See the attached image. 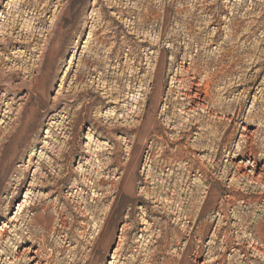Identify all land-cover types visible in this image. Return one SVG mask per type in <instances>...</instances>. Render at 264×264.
<instances>
[{
	"label": "rangeland",
	"instance_id": "374dc122",
	"mask_svg": "<svg viewBox=\"0 0 264 264\" xmlns=\"http://www.w3.org/2000/svg\"><path fill=\"white\" fill-rule=\"evenodd\" d=\"M263 4L0 0V153L20 113L23 126L34 127L31 145L6 157L13 163L0 184V229L27 196L29 203L46 195L54 223L47 231L59 225L53 205L66 217L65 239L39 234L51 264H264V184L249 183L237 166L251 171L253 157L264 166ZM200 80L202 95L210 82L212 102L186 117L181 111L193 104L181 94ZM21 171L25 181L13 190ZM41 176L53 187L41 189ZM180 193L195 218L190 233L170 213ZM79 203L95 214L84 218ZM126 221L134 228L123 234ZM8 232L0 264H28ZM120 235L125 251L117 258Z\"/></svg>",
	"mask_w": 264,
	"mask_h": 264
},
{
	"label": "bare ground",
	"instance_id": "6f19581e",
	"mask_svg": "<svg viewBox=\"0 0 264 264\" xmlns=\"http://www.w3.org/2000/svg\"><path fill=\"white\" fill-rule=\"evenodd\" d=\"M264 5V4H263ZM250 10V9H249ZM139 13V12H138ZM137 13V14H138ZM260 15V14H259ZM133 24V23H132ZM135 27V26H134ZM138 27V26H137ZM135 29H137V28H135ZM133 30V29H132ZM131 33H129L130 35L131 34H136V35H138L139 33H138V31H130ZM67 36L68 35H65V36H63V40L64 41H66V39H67ZM161 38V37H160ZM156 45H159V39L157 38L156 40ZM170 46V45H169ZM131 50V49H130ZM175 51V50H174ZM58 53H60V51L58 52ZM151 53V52H150ZM126 55V54H125ZM138 56V55H137ZM171 59V58H170ZM174 59V58H173ZM173 62V61H172ZM194 62V61H193ZM183 63V62H182ZM252 63V62H251ZM255 63V62H254ZM177 64V63H176ZM180 64V63H179ZM178 64V65H179ZM190 64V63H189ZM181 65V64H180ZM191 66V65H190ZM189 71V69H186L185 68V71ZM195 75V74H194ZM216 75V74H215ZM186 76H187V73H186ZM203 77V76H202ZM186 78V77H185ZM188 78V77H187ZM205 78V77H204ZM203 78V79H204ZM173 79V81H171V84L173 85L174 83H175V80H176V78H172ZM202 79V78H201ZM207 79V78H206ZM178 80V79H177ZM184 80V79H183ZM201 81V80H200ZM204 81V80H203ZM203 81H201V82H197V84H195V83H193L192 81H189L190 83V86L188 87V93H184L183 94V92H182V96H184V98L182 99V100H185V99H187V100H189V102H191L192 104H193V106L191 107V109H189L188 107V109L186 110V111H181L182 112V114H185L186 115V117H189V116H191V115H189L190 113H194V112H196V111H199V110H201V112H203V113H205V111L206 110H208L209 109V102H212L211 101V99H210V97H211V94H210V82L208 81V82H205V85H204V95H202L201 94V84H202V82ZM181 82H183V81H181ZM185 84V83H184ZM204 84V83H203ZM181 85V83L179 84V86ZM187 85V84H186ZM185 85V86H186ZM216 85V84H215ZM171 86V85H170ZM176 86V85H175ZM178 86V85H177ZM182 86V85H181ZM141 87V86H140ZM139 87V88H140ZM183 87V86H182ZM136 88V87H135ZM176 88V87H175ZM178 88V87H177ZM186 88V87H185ZM138 89V88H137ZM201 89V90H200ZM172 90H173V88H172ZM184 90V89H183ZM171 91V90H170ZM176 91V90H175ZM180 91V90H179ZM212 92V91H211ZM176 94V93H175ZM179 94V93H178ZM178 94H177V96H178ZM128 94H126V97H130L131 98V100H137V97H136V95L133 93H129V96H127ZM171 95V94H170ZM181 95H180V97H181ZM213 95V94H212ZM105 96H106V94H105ZM109 97V96H108ZM175 97H176V95H175ZM179 97V96H178ZM213 97H214V95H213ZM217 97V96H216ZM110 98V97H109ZM167 99H168V97H167ZM179 99V98H178ZM111 100V99H110ZM114 100V99H113ZM115 100H117V99H115ZM219 100V99H218ZM112 101V100H111ZM171 101V100H170ZM173 101H175L176 102V99L174 100L173 99ZM178 101V100H177ZM220 101V100H219ZM116 102V101H115ZM218 102V101H217ZM177 104V103H176ZM183 104V103H182ZM187 104V103H186ZM212 105V104H211ZM217 106V105H216ZM175 107V106H174ZM163 109V108H162ZM168 110V109H167ZM183 110H184V108H183ZM165 111V110H164ZM177 111V110H176ZM132 112V111H131ZM210 112H212V110L210 109ZM134 113V112H133ZM181 114V113H180ZM214 114V113H213ZM189 115V116H188ZM198 116V115H197ZM24 118V116H23V114L22 113H20L19 115H18V117H17V119H16V122H18L16 125H12L13 127H12V129L10 130L9 129V134H8V140L7 141H5V145H4V149H2L3 150V152H1L0 154V166H3L4 168V170L3 171H1V173H0V184H1V182H2V179L4 178V176L11 170V165H12V163H13V160L12 159H7L6 157L8 156V153H9V151L10 150H13V152H15V153H17L18 151V147L19 146H25V147H27V146H30L31 145V140H30V137H31V135H32V132L34 131V127H33V125L32 124H29V125H27V126H23V119ZM15 122V123H16ZM111 133V132H110ZM241 136H242V139H245V138H247V137H249L248 139H251V137H252V134H250V136L249 135H244V134H241ZM118 139H120V138H118ZM203 139H205V138H203ZM201 140V139H200ZM207 140H209V139H207ZM252 140V139H251ZM210 141V140H209ZM2 142V141H1ZM204 142H205V140H204ZM105 142H103L102 144H99V145H101V146H103L104 147V145H106V143L104 144ZM3 145V144H2ZM1 145V146H2ZM108 145V144H107ZM105 148V147H104ZM104 148H102V149H104ZM250 149V148H249ZM1 150V151H2ZM96 150H98V149H96ZM100 152V151H99ZM147 152V151H146ZM21 153V152H20ZM145 163H151L152 162V155H151V153H150V151L149 152H147V154H146V156H145ZM250 160V158H248V161ZM240 163H242L241 161L239 162V164L237 165V166H239L240 168H243L244 169V172L242 173V175L244 176V178H245V180L246 179H248V182L249 183H251V184H264V166H262V168H258L257 167V161H256V159L253 157V159H252V167H251V171H249L248 172V168H249V166L248 165H240ZM248 163V162H247ZM152 165V164H151ZM189 166V165H188ZM43 167V166H42ZM131 161H130V159H129V171H131ZM172 167V166H171ZM182 167V166H181ZM184 167V166H183ZM187 168V170H188V167H186ZM186 168H183L184 170L186 169ZM163 169V168H162ZM171 169V168H170ZM179 170V169H178ZM180 171V170H179ZM61 172V171H60ZM184 172V171H183ZM187 172H189V171H187ZM182 173V172H181ZM184 174H186V173H184ZM23 175V176H22ZM135 175V176H134ZM183 175V174H182ZM189 175V174H188ZM187 175V176H188ZM60 176V174H58L57 175V178ZM136 172L133 170L132 171V177H134V178H136ZM183 177V176H182ZM40 179L37 181V184L41 187V189H47V188H52L53 186L50 184V183H48V180H47V178H48V176H46V178L45 177H39ZM60 179V178H59ZM133 179V178H132ZM185 180V179H184ZM24 181H25V176H24V174H22V171L18 174V176H17V178H16V182L17 183H15L16 184V186L13 188V190H16V189H20L21 188V186H22V184L24 183ZM57 181V180H56ZM54 182L53 184H54V187H55V192H57V193H59L60 192V188L59 187H56V185H57V182ZM132 181V180H131ZM181 181V180H180ZM185 181H187V180H185ZM60 182V181H59ZM132 183V182H131ZM184 184V183H183ZM187 185V184H186ZM98 186V185H97ZM185 186V185H184ZM193 186V185H192ZM244 187V186H243ZM206 190L208 189L207 187L205 188ZM229 189V188H228ZM181 190H183V189H181ZM180 190V191H181ZM185 190V189H184ZM20 191V190H19ZM19 191L18 192H15L14 194H12L11 196H10V200L12 201V200H14V198L18 195V193H19ZM147 192H149L148 190H147V188H144V193L146 194V196L148 195V193ZM187 191L185 190V191H183L182 193L184 194V193H186ZM167 193V192H166ZM172 194V193H171ZM205 194H206V192H205ZM100 195H101V193H100ZM104 195V194H103ZM102 195V196H103ZM190 195L192 196V193L190 192ZM105 196V195H104ZM103 196V197H104ZM153 196V195H152ZM152 196H150V197H152ZM178 196V195H177ZM182 195H181V193L179 194V196H178V202H179V204H178V207L177 208H174L170 213L171 214H177V218H175V220L176 221H178V222H176V223H178V226L180 225V224H182V222L185 220L186 221V223L185 224H188L187 226H186V230H185V232H189L190 233V231H192L193 230V228H194V226H193V224H194V221H195V218H194V220H192V218H193V214H192V212H189V211H186V209H185V201H186V199L185 198H182L181 197ZM204 197V196H203ZM27 199L29 198V196H27L26 197ZM93 198H95V199H98L99 198V193L96 191V190H93ZM102 198V197H101ZM188 198V197H187ZM27 199H25L24 201H22V204H19L18 205V207H17V213L15 214V216L13 217V219H10V222H9V224H5V228H2V229H0V243H1V241H2V239H3V235L5 234V233H7V230H9V232H8V235H9V238L8 239H6L7 240V242H9V241H12V240H15L17 243H20V247H22L23 248V252L22 253H16V256L18 255V254H24L25 256H27V255H29V259H27L28 260V264H51V262L49 261V258L51 257V248L50 249H48V247H47V241H46V239H45V237H39V234H41V233H47V232H53V233H56V234H58V235H60L61 234V229H65V225H66V223H65V216H63V212L65 211V209H63V206L61 207V209H59V208H57V206H55V205H53L54 207H55V210H56V213H57V216L59 217V219L57 220L58 221V223H59V225H57V228L56 227H50L51 228V231H47V228L50 226V225H52V224H54V223H52L53 221H52V216H53V214H51V212H49V206H50V204L47 202V199H48V196H46V195H41L40 197H38V199L37 200H35L34 202H29V203H27ZM166 199V198H165ZM168 199V198H167ZM230 199H234V198H230ZM221 200V199H220ZM93 201V200H92ZM172 201L173 200H171L170 199V201L168 200L167 201V205H169V203H172ZM1 202H3V201H1ZM177 202V203H178ZM244 202V201H243ZM166 203V202H165ZM176 203V204H177ZM221 203V202H220ZM83 204V203H82ZM52 206V205H51ZM169 206H171V205H169ZM185 206V207H184ZM5 207H9L8 206V204L5 206ZM65 207V206H64ZM3 208V207H2ZM39 208H41L42 210L38 213V212H36V213H33L32 215H28V216H26L25 214H27L28 213V209L29 210H37V209H39ZM80 212H81V214L84 216V218H86L88 215H94L95 213L92 211V212H89L87 209V211L85 212V207H81L80 206V203H79V206H78V208H77ZM169 209V208H168ZM199 210V209H198ZM197 210V211H198ZM170 211V210H169ZM88 212V213H87ZM20 213H24V215L22 214V215H20ZM230 213V212H229ZM202 214V213H201ZM208 215V214H207ZM209 215H210V213H209ZM214 215V214H213ZM217 215H219V214H217ZM127 216L128 215H126V218H127ZM199 216V215H198ZM65 217V218H64ZM196 217V216H195ZM223 218V217H222ZM206 220V219H205ZM85 221V219L81 222L82 224H83V226H82V228H85L87 225H86V223L84 222ZM12 222H14L15 224H14V226H12L11 227V225H12ZM191 223V224H190ZM221 223V222H220ZM185 224H183L182 225V228L184 229L185 228ZM19 225V226H18ZM56 225V224H55ZM131 225V224H130ZM128 223H127V221H126V223L124 222L123 223V225H122V228H121V231L123 232V234L125 233V231L127 232V231H131L133 228H132V226H130ZM205 225V224H204ZM134 226V225H133ZM97 228H98V232H96L97 234V236L100 234V230H101V224L100 225H97L96 226ZM206 227H207V225H206ZM181 228V229H182ZM69 229V228H68ZM202 230H204V229H202ZM70 231V230H69ZM84 231V230H83ZM66 232H67V230H66ZM197 232H202L200 229L197 231ZM52 233V234H53ZM68 233V232H67ZM67 233H65V234H67ZM82 233V232H81ZM85 233V232H84ZM172 235H174L173 237L175 238V240H177L176 238H180V235L181 234H178V231H176V230H172ZM48 234V233H47ZM46 234V236H48ZM70 234V233H69ZM80 234V233H79ZM82 235V234H81ZM80 235V236H81ZM45 236V235H44ZM60 237H62V238H64L65 239V235H60ZM125 236H123L122 237V235H120L119 236V245H118V248H116V250H115V252H114V254H115V257H119V256H121L122 255V252L123 251H125V247L122 245V242L126 239V238H124ZM172 237V238H173ZM71 238V237H70ZM80 239V238H79ZM91 239V238H90ZM93 240H92V243H93V241H95L96 242V236H95V238H92ZM164 241V240H163ZM197 241V240H196ZM225 241V240H224ZM6 242V243H7ZM171 242V241H170ZM124 243V242H123ZM174 243V242H173ZM175 243H177V242H175ZM179 243V242H178ZM39 244V247L38 248H34L35 247V245H38ZM92 245V244H91ZM167 245V244H166ZM171 245V244H170ZM185 245V244H184ZM221 246V245H220ZM93 247V246H92ZM226 247V246H225ZM184 248H185V246H184ZM198 248H203V245L201 246V244H200V247H198L197 246V249ZM17 249H19V247H17ZM63 249V248H62ZM61 249V250H62ZM78 249V248H77ZM90 249V248H89ZM92 249V248H91ZM216 249H217V247H216ZM210 250H214V248L213 247H210ZM220 250V249H219ZM8 251V250H7ZM63 251V250H62ZM92 251V250H91ZM215 251V250H214ZM224 251V250H223ZM222 251V252H223ZM232 251V250H231ZM53 252V251H52ZM71 252V251H70ZM210 252V251H209ZM211 252H213V251H211ZM224 253H225V251H224ZM32 254V255H31ZM55 254V253H54ZM57 254V253H56ZM59 254V253H58ZM61 254V253H60ZM70 254V253H69ZM73 254V253H72ZM16 256L14 255L13 256V258L15 259L16 258ZM71 256V255H70ZM73 256V255H72ZM85 256H87V255H85ZM88 256H90L89 254H88ZM117 257V258H118ZM139 257V256H138ZM74 258V257H73ZM86 258V257H85ZM84 258V259H85ZM76 259V258H75ZM83 259V260H84ZM214 259H215V257H214ZM72 261H73V259H71ZM213 260V259H212ZM43 261H45V262H43ZM76 261V260H75ZM86 261V260H85ZM56 263H57V261H56ZM55 263V264H56ZM72 263V262H71ZM14 264V263H13ZM73 264H78L77 263V261H76V263L75 262H73Z\"/></svg>",
	"mask_w": 264,
	"mask_h": 264
}]
</instances>
